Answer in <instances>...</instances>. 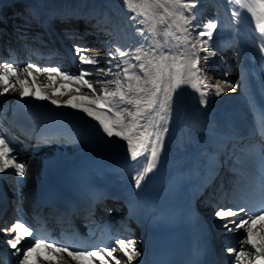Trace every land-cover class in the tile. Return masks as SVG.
I'll return each instance as SVG.
<instances>
[{
	"label": "snow or ice",
	"instance_id": "6c2138e0",
	"mask_svg": "<svg viewBox=\"0 0 264 264\" xmlns=\"http://www.w3.org/2000/svg\"><path fill=\"white\" fill-rule=\"evenodd\" d=\"M122 3L132 13L129 19L137 25H143L136 29L141 41L134 50L109 45V59L104 62L107 67L85 69L82 65L96 66L100 60L82 54L84 48L76 46L78 68L75 73L60 71L58 67H40L34 63L23 65V73L31 78V85L28 79H21L18 75L17 67L20 65L16 61H0V87L3 89L0 96L19 88L21 98L34 96L41 100L49 99L41 95L39 90L29 91L30 86H35L33 70L47 73L50 82L55 73L60 79L79 85L76 92L89 90L94 98L77 95L66 104L96 119L108 137L126 141L132 160L144 156L141 169L134 178L135 187L139 188L145 177L156 168L159 151L163 148V136L168 131L167 127L157 121H166V114L177 89L182 85L190 86L199 93L200 102L205 105L208 103L205 98L208 93L204 89L215 88L216 96L223 92L219 84L212 85L202 79L203 69L200 67L199 50L205 52V63L209 57L217 55L206 47L212 40L217 23H193L196 19L193 9L197 7L198 0H122ZM228 3L234 9L232 16L236 20L240 19L244 10L251 14L254 19L253 32L256 34L254 43H257L259 51L264 52V0H228ZM193 32L198 37L195 42L192 40ZM204 37L207 39H202ZM93 73H103L108 79L97 80L96 83L114 85L115 90L109 91L105 87L102 95L97 94L96 87L88 79ZM64 87L66 85L62 84L61 88ZM227 87L233 85L227 82ZM51 103L59 105L55 99ZM100 105L104 106V111H101ZM121 105L130 107L121 108ZM259 121L264 128V112ZM10 145L11 141L0 133V173L11 167L13 175L23 177L26 164L22 160L18 161L17 155L13 154L15 148ZM214 215L223 222L221 227L228 232L244 233L235 244L225 249L232 264H264V179L261 182L258 206L242 202L218 204ZM35 231L34 235L33 227L23 221L22 217L6 227H0V232L15 234L6 240V244L14 250L12 255L17 258L15 264H51L55 255L45 256L44 252L61 256L66 254L76 264L83 261H87V264H121L122 260L125 264H133L140 255L135 241L130 239L117 238L102 248L97 245H63L61 241L41 236L38 229ZM29 237L31 240L20 247L21 242ZM58 244L63 246L57 247ZM117 252L119 256L114 255Z\"/></svg>",
	"mask_w": 264,
	"mask_h": 264
},
{
	"label": "bare ground",
	"instance_id": "6f19581e",
	"mask_svg": "<svg viewBox=\"0 0 264 264\" xmlns=\"http://www.w3.org/2000/svg\"><path fill=\"white\" fill-rule=\"evenodd\" d=\"M62 3L64 0H61ZM90 2H99L102 3L104 7H106L107 10H110L111 8V2L115 1L116 3H121V7H124L122 0H89ZM226 3L223 4L220 2L221 7H224V11L227 13V17L230 19V21L237 22L239 24L245 25L248 24L246 27H254V19L251 18L250 13H246V10L242 13L239 20H236L232 16L233 7L228 3V0H224ZM208 2V4L211 2V0H198L199 6H205V4ZM94 4V3H92ZM97 6L96 4H94ZM20 9L21 7L18 6ZM194 10V9H193ZM24 12H26V9H23ZM127 11V10H126ZM128 12V11H127ZM129 15H132V13L128 12ZM188 13H186L187 15ZM26 16V14H24ZM226 17V18H227ZM215 17H210L208 21H216ZM195 34V33H194ZM114 35V34H113ZM196 35V34H195ZM255 36L252 35L250 32L248 33L247 41L246 43L251 44V41L254 43ZM196 40V38H194ZM195 42V41H194ZM250 50L246 51L247 57H251L256 48H258L257 44L252 45ZM56 50V48H54ZM175 51V50H173ZM211 51V50H209ZM205 53V52H204ZM88 55V54H84ZM90 57L95 58L93 55H88ZM78 61V58H77ZM86 65H82L83 68H85ZM86 69V68H85ZM223 71L226 73H223L220 77L221 79H224L221 82V80L218 79H209L205 76L206 81L209 84L215 85L219 84L220 87L223 89V99L219 101L213 100V96L215 95V88H210V93L207 94L208 96H212V99L208 101V103L202 104L200 102V96L199 93L196 92L194 89H192L188 85H182L181 88L177 89L176 93L173 94L172 102L169 107V111L167 112L166 121H157L158 123L162 124L163 126L167 127L168 131L163 136V148L159 151L158 154V160L156 164V168L149 173L145 179L141 183L147 184V188L150 191L155 190L157 192V195L161 201V211H166V214L169 215L168 209L171 208V214L177 213V209L173 204L168 202L162 203V197L161 192L167 190V196H174L177 193V190L175 187L177 186H183L187 183V179L189 178V174L185 173L183 170V167L181 166L180 162H176L174 159V155L185 145V138L183 134V130L178 128V125L174 122L175 119L173 118V112L172 107L175 100L181 101L182 108L185 110L186 113H189L193 115V120L190 122H187L186 129L190 132H196L199 135L202 134H209L212 132H216L217 128L214 127L218 124V112H232L233 114L241 115L245 113H251L252 112V101H251V94L248 87L244 85V83L235 80L236 77L233 72L231 71V66L226 64L223 68ZM19 74H23L22 70L18 71ZM98 74H95L94 79L97 78L103 79ZM90 80L94 86L96 87L97 93L102 95V89L107 87L109 91H114V85L108 84L105 85L103 83H96L97 80ZM230 81H226L229 80ZM45 82L48 81L47 78H43ZM215 81V82H213ZM230 82L233 87L229 88L227 87V83ZM77 85V84H76ZM79 86V85H78ZM205 90V89H204ZM81 93L86 94L85 91H88L87 89H81ZM207 91V90H205ZM258 91L263 95L264 97V89H263V83L260 84ZM75 93V92H73ZM207 99V96L205 97ZM216 98V97H215ZM118 99V98H117ZM215 101V102H214ZM123 107H130L127 105H121V108ZM68 119L75 122V125L77 122H83L87 124L86 127L90 128L92 131L99 130V126L97 123L93 120V117H85L83 113L77 109L76 115H67ZM184 117V115H183ZM181 117V120L182 118ZM76 126L71 127L69 130L66 131V136L69 138L76 139L75 135ZM245 139V138H244ZM44 152L41 148H34V155L41 154ZM23 160L26 161V169L29 170L34 167V161L31 160V158H28L26 156L23 157ZM101 162L98 164H102L109 168H117L120 172L127 171L129 174L132 172H138L141 169L142 163L144 161V156H140L137 158V160L131 159V153L127 149V142L122 140L121 138L117 137V151L114 152V154H107L103 153L101 158ZM24 161V162H25ZM196 175H192L189 179V181L194 180ZM156 197V194L154 195V198ZM154 211L153 213H155ZM218 219V218H217ZM220 221L217 222L216 226L221 227ZM258 227V226H257ZM241 233V232H238Z\"/></svg>",
	"mask_w": 264,
	"mask_h": 264
},
{
	"label": "rangeland",
	"instance_id": "374dc122",
	"mask_svg": "<svg viewBox=\"0 0 264 264\" xmlns=\"http://www.w3.org/2000/svg\"><path fill=\"white\" fill-rule=\"evenodd\" d=\"M217 22V21H216ZM208 76H210V74L208 73Z\"/></svg>",
	"mask_w": 264,
	"mask_h": 264
}]
</instances>
